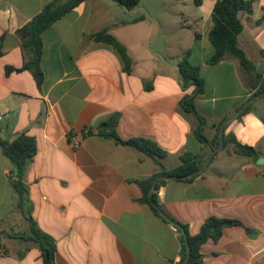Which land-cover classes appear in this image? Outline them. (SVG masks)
Instances as JSON below:
<instances>
[{
  "label": "crops",
  "instance_id": "crops-1",
  "mask_svg": "<svg viewBox=\"0 0 264 264\" xmlns=\"http://www.w3.org/2000/svg\"><path fill=\"white\" fill-rule=\"evenodd\" d=\"M49 1L0 0V139L10 142L21 133L35 139L24 182L32 219L55 243L51 264H176L179 232L141 201L137 183L158 166L99 129L117 115L116 134L156 142L166 152L160 159L165 169L176 167L185 152L205 160L216 125L253 95L257 75L264 76V0H251V12H239L237 43L254 66L251 73L233 56L207 64L216 0H141L131 10L111 0L81 1L42 33L39 87L28 70L6 74L5 68L24 64L15 31ZM103 29L125 47L128 72L110 45L91 38ZM184 55L204 80L193 103L208 143L195 135L197 116L181 107L194 92L178 72ZM250 104L225 124L224 134L254 148L257 158L228 145L193 180H169L156 191L163 214L190 235L210 216L241 223L206 241L200 264H264V96ZM12 170L0 148V227L28 228L16 207ZM2 244L9 253L0 252V264H42L33 242ZM18 251H24L20 258Z\"/></svg>",
  "mask_w": 264,
  "mask_h": 264
},
{
  "label": "trees",
  "instance_id": "trees-1",
  "mask_svg": "<svg viewBox=\"0 0 264 264\" xmlns=\"http://www.w3.org/2000/svg\"><path fill=\"white\" fill-rule=\"evenodd\" d=\"M84 0H51L37 14H35L28 22L17 28L15 33L21 42V47L24 51L25 62L20 68L6 67L5 73L9 74L13 71L28 70L36 85L40 87L43 81V73L41 70V57L43 50L42 33L49 28L54 22L59 20L64 14L69 12L73 7ZM112 2L122 6L126 10H131L136 7L141 0H111ZM198 3V0H195ZM251 0H216L212 12L211 21L212 27L208 32V40L212 46L213 53L207 59V64L214 65L222 61L226 56L235 57L241 68L247 73L254 71V66L245 57L243 51L238 47L237 37L242 30V24L239 19V12H251ZM264 18V11L263 16ZM91 38L96 42H103L110 45L121 57L123 61V70L128 72L131 61L127 55L125 47L116 40L115 37L107 33L105 29L91 35ZM178 72L182 81L183 87L190 85L194 86L192 96L185 97L181 102V107L188 112L197 116L199 123L195 131L196 137L203 143H208L202 134L203 119L196 113L193 98L204 90V80L200 76L199 68L192 65L186 55L178 63ZM259 80L256 91L253 94L264 92V76L257 75ZM251 109V104L247 105L242 114ZM118 121V116L113 115L107 121L101 124L99 133L113 139L116 143L130 146L153 159L158 166V170L150 177L139 180L137 183L141 187V201L146 203L151 210L158 216L157 210L150 204L148 198V190L152 182L161 176L175 177L177 181H191L201 173L195 174L189 178H182L201 167L204 160L199 159L197 155L192 153H183L180 155L179 164L172 169H165L160 162V159L166 155V152L154 141L146 138L133 137L129 139H121L115 132L114 128ZM220 122L216 125V133L214 139L210 142L212 147L218 145V132ZM105 131V132H104ZM104 133V134H103ZM232 145L236 154L251 158H257V152L254 148L242 145L235 140L233 135H223V148ZM0 148L3 154L9 159L13 166L11 185L17 193L16 207L19 209L22 217L27 221L28 228L25 233H8L0 231V252L9 253V249L1 244L2 237L7 239H19L23 241H31L38 247L42 264H51L54 259L55 243L54 240L42 232L36 226L35 221L31 217V205L28 198V187L24 182V176L29 162L32 160L36 152V142L32 136L25 133L19 134L10 142L0 139ZM169 180H159L155 185V190L152 193V200L157 207L158 198L156 195L157 189ZM162 217V216H161ZM163 218V217H162ZM164 219V218H163ZM177 223V222H176ZM179 224V223H177ZM186 234V238L182 232H179L180 242V258L176 264H181L186 256V246L188 244L190 253L186 264H200L202 256L200 247L208 240L217 241L222 234L224 227L241 225L237 220L221 219L210 216L201 224L198 232L195 235H190L184 225L179 224ZM24 251L16 252L17 257L23 256Z\"/></svg>",
  "mask_w": 264,
  "mask_h": 264
},
{
  "label": "water",
  "instance_id": "water-1",
  "mask_svg": "<svg viewBox=\"0 0 264 264\" xmlns=\"http://www.w3.org/2000/svg\"><path fill=\"white\" fill-rule=\"evenodd\" d=\"M262 96H264V92H260V93L253 94L231 116H229L228 118L224 119L220 123L219 132H218V145L215 148H213V149L210 150L209 155L206 157V159L204 160L203 164L201 165V167L199 169H197L196 171H194V172H192V173H190V174H188V175H186V176H184L182 178L192 177L195 174L201 173L205 169V167L209 164V162H210L212 156L214 155V153L216 151L222 149V147H223V135H224V126H225V124L228 121L236 118L239 114H241L243 112V110L245 109V107L247 105H249L254 99H257V98L262 97ZM257 163L258 164H262L263 163V159L262 158H258ZM174 179H175V177H171V176L170 177H168V176H161V177L156 178L152 182V184H151V186H150V188L148 190V198H149L150 204L157 210V212L159 213V215L162 216L165 220H167L170 223H172L176 228H178L182 232V234L184 235V237L186 238V234H185L184 230L182 229V227L179 224H177L175 221H173L170 218H168L165 214H163V212L160 210V208L157 207L155 205V203L153 202V200H152V193L155 190V185H156L157 181H159V180H174ZM186 251H187L186 252V256H185L184 260L181 262V264H186L187 261H188L189 253H190V249H189L188 244L186 246Z\"/></svg>",
  "mask_w": 264,
  "mask_h": 264
},
{
  "label": "rangeland",
  "instance_id": "rangeland-1",
  "mask_svg": "<svg viewBox=\"0 0 264 264\" xmlns=\"http://www.w3.org/2000/svg\"><path fill=\"white\" fill-rule=\"evenodd\" d=\"M152 0H147V3H150ZM193 6V1H191L190 3H188V7H192ZM124 11L126 12V10L124 9ZM1 230H3V231H6V232H8V233H14L15 231H17V233H25V232H27L28 230H27V228L25 227H17L15 230H13V229H11V230H8V229H5V228H3L2 229V227H0V231ZM7 240V238L6 237H2V239H1V244H2V241H6Z\"/></svg>",
  "mask_w": 264,
  "mask_h": 264
},
{
  "label": "built area",
  "instance_id": "built-area-1",
  "mask_svg": "<svg viewBox=\"0 0 264 264\" xmlns=\"http://www.w3.org/2000/svg\"><path fill=\"white\" fill-rule=\"evenodd\" d=\"M74 146H75V147H77V146H78V143H77V142H75V143H74Z\"/></svg>",
  "mask_w": 264,
  "mask_h": 264
}]
</instances>
